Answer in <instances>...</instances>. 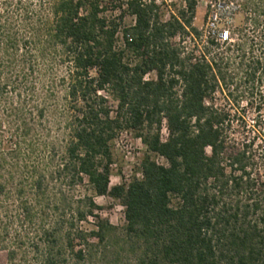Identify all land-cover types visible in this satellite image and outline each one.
<instances>
[{
  "label": "trees",
  "instance_id": "obj_1",
  "mask_svg": "<svg viewBox=\"0 0 264 264\" xmlns=\"http://www.w3.org/2000/svg\"><path fill=\"white\" fill-rule=\"evenodd\" d=\"M202 1L0 0L11 264L29 240L35 264H264V0H207V36L193 24ZM126 131L146 146L141 176L112 186ZM95 196L121 202L124 227Z\"/></svg>",
  "mask_w": 264,
  "mask_h": 264
},
{
  "label": "rangeland",
  "instance_id": "obj_2",
  "mask_svg": "<svg viewBox=\"0 0 264 264\" xmlns=\"http://www.w3.org/2000/svg\"><path fill=\"white\" fill-rule=\"evenodd\" d=\"M173 11H176L174 8L166 7L163 9V13L166 15V19H168L169 14ZM120 12H108L109 16H117ZM212 11H210L207 7V0H203L198 9L195 21L193 24L199 30H201L204 35H208L210 28L214 21L211 20ZM235 24H240L242 22V17L238 15L235 18ZM121 25V29L125 27H129L135 23V20L131 16H126L123 21H118ZM220 30L226 29V26L223 24L218 25ZM178 41V40H177ZM193 43L189 40L185 42L187 47H191ZM155 73H152L146 77L147 80L155 79ZM167 135V132L164 130V136ZM147 149L146 146L142 143V141L137 137L134 132L126 131L120 133L117 139L114 142L113 153H114V165L112 167V177L111 184L112 186L120 185L122 183H129L130 180L135 176H141V162L146 155ZM156 160L160 163H165V160L157 157ZM93 195V192L90 190L89 186L86 184L83 187H78L74 190L73 195L76 198H79L83 195ZM96 203L101 207L102 210L98 211L104 219L108 220L112 225L122 228L126 224L125 219V208L121 204L120 201L114 200L110 197H96ZM95 226V222L93 219H90L89 223L83 224L85 229H93ZM23 232V231H22ZM20 232V233H22ZM31 234V233H30ZM24 236V232L22 233V237ZM21 237V238H22ZM30 238H33V234L30 235ZM12 239V237H11ZM31 240H29L28 247L22 250V254H19V257L15 260L13 264H35L36 256L31 250ZM12 247V245L10 244ZM112 259V256H108L107 259L100 260L99 264H109V261ZM70 264H74L72 259H69ZM123 263V262H122ZM0 264H11L8 261V254L6 251L0 250Z\"/></svg>",
  "mask_w": 264,
  "mask_h": 264
},
{
  "label": "built area",
  "instance_id": "obj_3",
  "mask_svg": "<svg viewBox=\"0 0 264 264\" xmlns=\"http://www.w3.org/2000/svg\"><path fill=\"white\" fill-rule=\"evenodd\" d=\"M211 20L214 21V22H213L212 27L210 28V31L209 32L214 31V29H215V23L218 21L217 14H213L211 16ZM222 32H223L222 35H221L222 40L223 41H226L229 38V32L227 30H225V29Z\"/></svg>",
  "mask_w": 264,
  "mask_h": 264
}]
</instances>
